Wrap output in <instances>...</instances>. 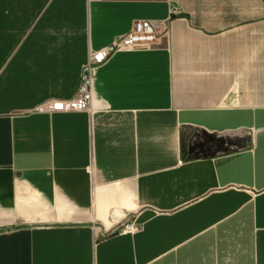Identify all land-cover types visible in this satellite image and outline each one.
Returning a JSON list of instances; mask_svg holds the SVG:
<instances>
[{
	"label": "crops",
	"instance_id": "0c3cea01",
	"mask_svg": "<svg viewBox=\"0 0 264 264\" xmlns=\"http://www.w3.org/2000/svg\"><path fill=\"white\" fill-rule=\"evenodd\" d=\"M27 4L7 58L25 105L0 111V264H264V0ZM139 19L163 35L95 66L90 111L33 110Z\"/></svg>",
	"mask_w": 264,
	"mask_h": 264
},
{
	"label": "built area",
	"instance_id": "2783aa9c",
	"mask_svg": "<svg viewBox=\"0 0 264 264\" xmlns=\"http://www.w3.org/2000/svg\"><path fill=\"white\" fill-rule=\"evenodd\" d=\"M163 31L155 29L149 20H135L130 28L123 34L115 37L109 45L90 52L81 65L80 83L76 93L67 99L51 98L37 104L36 111H90L92 72L95 66L103 63L113 53L119 50H142L149 48L162 35ZM136 226L127 224L121 232L133 231Z\"/></svg>",
	"mask_w": 264,
	"mask_h": 264
},
{
	"label": "trees",
	"instance_id": "16d2710c",
	"mask_svg": "<svg viewBox=\"0 0 264 264\" xmlns=\"http://www.w3.org/2000/svg\"><path fill=\"white\" fill-rule=\"evenodd\" d=\"M46 0H28V4L23 7L22 13L24 17H33L35 11L38 10ZM18 0H0V111L10 109L15 106L25 105L20 103L8 102V91L13 92L18 90L17 87V55L16 53L9 61L7 58L13 49L18 45L17 30H18ZM3 65L4 71L2 70ZM5 74H13L9 88L3 92V82Z\"/></svg>",
	"mask_w": 264,
	"mask_h": 264
}]
</instances>
